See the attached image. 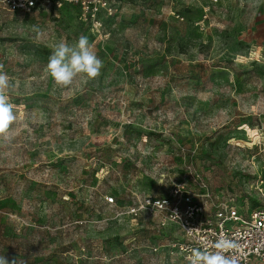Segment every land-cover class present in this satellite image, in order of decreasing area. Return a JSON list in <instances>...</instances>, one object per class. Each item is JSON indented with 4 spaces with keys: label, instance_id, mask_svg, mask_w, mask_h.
Returning <instances> with one entry per match:
<instances>
[{
    "label": "rangeland",
    "instance_id": "1",
    "mask_svg": "<svg viewBox=\"0 0 264 264\" xmlns=\"http://www.w3.org/2000/svg\"><path fill=\"white\" fill-rule=\"evenodd\" d=\"M0 11L17 120L0 141V255L16 264H183L153 253L154 216L127 207L184 182L256 196L264 160V0H107L84 19ZM86 35L104 67L60 88L54 44ZM113 199L108 205L107 199Z\"/></svg>",
    "mask_w": 264,
    "mask_h": 264
},
{
    "label": "built area",
    "instance_id": "2",
    "mask_svg": "<svg viewBox=\"0 0 264 264\" xmlns=\"http://www.w3.org/2000/svg\"><path fill=\"white\" fill-rule=\"evenodd\" d=\"M65 1L74 2L84 19L96 20L100 13L107 17L114 14L107 0ZM61 5L59 0H0V11L29 14L36 10L54 11ZM258 156L264 160V147ZM253 177L250 189L256 199L252 204L249 199L240 204L233 198L219 201L204 186L201 191L189 190L184 182H177L165 193L142 196L138 204L127 207L126 215L156 217V227L163 237L152 251L168 259L188 264L186 257L191 249L218 251L214 245L227 239L238 245L225 252L237 264H264V163ZM106 201L113 204L111 198Z\"/></svg>",
    "mask_w": 264,
    "mask_h": 264
},
{
    "label": "clouds",
    "instance_id": "3",
    "mask_svg": "<svg viewBox=\"0 0 264 264\" xmlns=\"http://www.w3.org/2000/svg\"><path fill=\"white\" fill-rule=\"evenodd\" d=\"M103 67L104 63L96 54L88 36L80 35L71 44L61 39L53 45L46 71L57 87L67 88L78 77L96 79L100 76ZM13 87L10 76L3 70V65H0V141L4 142L10 141L9 129L17 120V106L11 102L8 94ZM214 247L218 251H210L207 248L191 249L186 257L188 264H237L234 258L225 255L227 250L237 248V244L222 239ZM0 264H10V262L4 255H0ZM11 264H16V261L13 260Z\"/></svg>",
    "mask_w": 264,
    "mask_h": 264
}]
</instances>
